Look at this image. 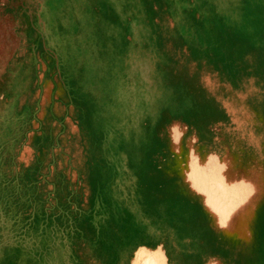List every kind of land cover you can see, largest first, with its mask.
<instances>
[{"label":"rangeland","instance_id":"obj_1","mask_svg":"<svg viewBox=\"0 0 264 264\" xmlns=\"http://www.w3.org/2000/svg\"><path fill=\"white\" fill-rule=\"evenodd\" d=\"M263 134L264 0H0V264H264L189 184Z\"/></svg>","mask_w":264,"mask_h":264},{"label":"crops","instance_id":"obj_2","mask_svg":"<svg viewBox=\"0 0 264 264\" xmlns=\"http://www.w3.org/2000/svg\"><path fill=\"white\" fill-rule=\"evenodd\" d=\"M262 138L264 139V136ZM257 161L258 160H256V162L254 163V168L252 171H250V169L248 172H241L239 169L236 170L237 173L235 175L236 176L235 178L230 176L232 173L231 167L233 165L232 164L233 162L231 160L226 161L225 159L219 157L218 155H210L207 158L205 165H201V163H197L201 168H206L211 163L212 165L214 164L217 165L223 183L226 186L227 190L230 192L227 201L224 202L225 206L220 211L209 205L208 194L202 190L195 188L189 179L190 181L189 184L191 188L194 190V193H197L199 195L202 194L204 196L205 201L204 200L203 201L205 202V206L211 213V216L215 218L214 220L216 221L217 224L216 226L217 233L210 234L211 236L210 241L209 240L207 241V244L208 243L209 244L205 246L206 248L209 247L212 239L215 240L216 238H218L220 234L219 231L221 230L225 234L231 235L233 233L237 237H239V236H244L247 232H249L248 229H250L254 233L253 234L255 238L254 246L260 247L257 250L255 247L254 251H258V250L261 251L260 236L262 235L261 229L264 223V209H262V206L264 205V164L259 166L260 163H258ZM260 162H262V159ZM193 163H191L190 161L189 172L192 171ZM224 213L226 215L225 223L222 222V218H221L222 216L221 214ZM235 220L238 222L236 228H234ZM174 235L176 236L175 233ZM143 237L145 238V240H149V237L146 234ZM159 237H160V244L162 243L161 244L162 248L161 249L159 248L160 251L158 252L163 255L164 258L163 263L168 264L167 254L170 252L168 240L170 241L171 234L163 233L159 235ZM256 238L259 239V242L256 241ZM144 246L148 247L150 245H144ZM206 251L207 250H205L204 252Z\"/></svg>","mask_w":264,"mask_h":264}]
</instances>
